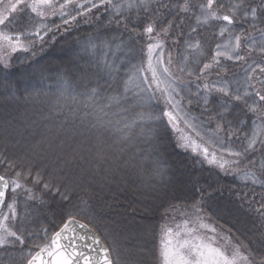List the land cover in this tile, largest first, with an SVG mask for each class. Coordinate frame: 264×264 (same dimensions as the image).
Masks as SVG:
<instances>
[{"label":"snow or ice","instance_id":"obj_1","mask_svg":"<svg viewBox=\"0 0 264 264\" xmlns=\"http://www.w3.org/2000/svg\"><path fill=\"white\" fill-rule=\"evenodd\" d=\"M0 3H3V0H0ZM21 5L23 7H20ZM96 8L109 13V25L115 23L117 27L123 26L130 33L128 40L125 41L117 36L111 39L99 35L90 37L83 46V53L89 57V63H95L98 69L96 75L104 79V84L99 80L95 84L90 80L81 82L79 87L83 90L78 95L68 97L62 91L60 97L51 105L50 111L66 115L64 109L67 108L82 125L87 124L97 146L108 143L109 147L115 149V158H119L126 152L127 146H138L134 145L135 140L141 137L146 140L154 137L157 131L156 122L161 120L162 116L167 117L168 125L174 130L178 131L179 123L183 121L186 127H192L196 130V134L200 135L198 126L193 123L199 118L191 115L186 108L185 100L187 105H191L193 100L190 97L195 95L197 97L195 102L207 111L210 103L209 94L215 90L227 99L218 102L215 116H209V120L216 119L217 123L215 129L208 134V140L216 146L218 152H226L234 159L229 162L224 160L222 155L218 159L217 151L210 152L207 147L200 148L195 141L181 143L180 146L185 150L191 147L193 152L199 150V154L203 156L202 162H207L209 165L216 164L221 170L231 171L245 183L251 181L254 185L260 184L264 187V180L259 179L251 170L244 171L240 176L241 164L245 169L248 165L253 167L256 165L257 161L253 156L256 152L261 153L260 168L264 171V79L257 78L259 88L252 83L256 68L250 64L248 67L251 71L245 70L247 74L243 83L239 80L214 82L211 86L205 83L203 88L200 84H196V91L193 93L191 82L186 83L174 75L171 67L172 55L169 52L165 59L164 44L159 39L167 36L170 30L180 28L184 23L185 15L189 18L194 17L197 26H211L212 22H223L216 25L219 28L218 35L223 37L227 33L228 41L216 45L211 61L203 63L202 68L193 70L188 67L191 63H201L195 58L189 60L191 54L189 50H201L202 54L200 41L197 39L194 43L190 42L191 33H189L190 39L185 41V51L188 54H182L178 70L181 73L187 72L188 76L198 71L199 75L196 79L199 80L206 70L213 65L221 64V57L230 61L245 60L243 55H239L242 37L251 40L248 44L250 51L258 43L259 51L264 53V27L259 26L264 24V0L258 2L238 0L237 3L228 4L223 3V0H15L7 5L4 12H0V26L9 29L0 30V63L8 67L9 58L3 55L8 49L12 53L30 52L35 55L36 40L32 37L43 42L41 29H45L44 35H47L53 28L60 27L55 23L49 26L42 23L43 21L51 17H59L63 24L68 25L76 21L78 16ZM224 8H227L228 12H223ZM25 9H30L39 19L32 24L30 31L12 32L15 18L9 19V15L5 12L11 14L18 10L23 12ZM142 13L149 15L142 19ZM249 20L250 27L259 30V40L255 37H245L246 29L237 34L231 27L239 21L249 23ZM197 31L198 27L191 28V32ZM145 37L149 41L146 45V60L133 63L122 75L117 63L109 59V53L115 50L124 53L125 57L132 56L135 54L134 45ZM140 51H144L143 47ZM257 67L261 73H264V66L257 65ZM60 81L61 86L67 91L70 86L69 80L61 76ZM233 83L235 87H232ZM32 98L35 99L36 96L33 95ZM62 99H70L71 103H61ZM233 101L243 104L240 112L244 117L249 113L252 116V127L245 131L243 140L240 139L239 132L244 131L248 121L237 115L234 117L236 120L234 125L233 120L228 118L235 112ZM161 104L162 111L156 112L155 106ZM122 113H130L131 118L125 117ZM220 133L225 135L221 136ZM233 137L240 141L235 149L229 146ZM184 139L185 137H181V140ZM107 158L103 149L94 153V159L98 161L102 162ZM135 159L136 157L132 156L126 163L135 167L131 163ZM150 163L149 179L166 182L169 177L167 161L158 157ZM0 164L5 165L6 170L17 168L16 163L4 155H0ZM226 165L229 167L226 168ZM143 171L144 169L141 168V174ZM29 184L32 187H29ZM41 184L45 193L59 196L60 200L65 202V206L72 205V209L67 212L66 218L61 220L60 225L57 226L58 230L49 232L47 228H42L40 232L33 233L25 227L29 215L27 208L18 219L16 197L23 193L26 200H40L43 203V197L38 196L33 190ZM73 192L74 189L69 185L58 184L55 179L44 180L40 172H36L33 176L31 168L25 170L21 167L12 177L0 175V249L21 247L23 250L26 233L30 237H40L42 233V237L29 241L38 251L33 252L31 248L28 249L26 264H136L122 259L123 252L128 250L123 249L119 241L114 238L109 239L108 234L104 233L106 245L101 241V236L97 235V230L77 218L84 211L80 205H87L88 200L80 196V204H74ZM8 193L12 195L6 200ZM201 201L202 198L191 204V208L195 210V219L179 205L172 204L166 209V212H179L186 218L175 222L173 217L174 227L167 223L161 226L160 264H256V261L250 259V254L246 255L241 251V247L247 248L246 245L235 246L231 253L217 245L216 229L203 223L199 216L202 212ZM261 215L264 217V212ZM259 264H264V257L260 259Z\"/></svg>","mask_w":264,"mask_h":264},{"label":"trees","instance_id":"obj_2","mask_svg":"<svg viewBox=\"0 0 264 264\" xmlns=\"http://www.w3.org/2000/svg\"><path fill=\"white\" fill-rule=\"evenodd\" d=\"M225 12H228L227 8ZM108 15L109 13L103 9L96 8L78 16L76 21L68 25L63 24L59 17L49 18L42 23L49 26L55 23L60 27L53 28L47 35H44L45 29H41L43 42L32 37L36 40L35 55L30 52H19L9 60L8 67L0 65V155L7 156L17 165L16 169L6 170L5 165L0 164V175L12 177L21 167L25 170L31 168L33 176L40 172L44 180L52 178L58 184L69 185L74 189L72 193L74 204H80V196L88 200L87 205H80L84 211L77 218L97 230L106 245L104 233L108 234L109 239L118 238L119 233L125 235L127 244L123 246L124 249L130 247L131 257L145 249L143 255L148 258V254L153 250L144 247L153 246L161 226L166 223L175 226V222L183 220L181 214L174 211L167 220L168 214L165 217L164 213L169 212H166V209H169L170 205L178 203L186 207L187 212L195 211L191 204L202 198L200 204L202 212L199 214L211 217V220L220 218L221 227L229 233L230 238L236 239L238 245H246L247 248L242 247V250L259 264L260 259L264 257V217L261 215L264 212V188L252 184L251 181L245 183L238 175L221 170L216 164L202 162L203 156L199 154V150L193 152L191 147L187 150L181 147V143L188 141H195L197 144L198 139L195 138L193 131L185 128L182 132L176 131L168 125L167 117L162 116L161 120L156 122L157 131L154 137L148 140L143 137L135 140L134 145L138 146H127L126 152L115 158V149L109 147L108 143L97 146L87 124L82 125L67 108L64 109L66 115L50 111L51 105L60 97L62 91L68 97L78 95L83 90L79 87L81 82L90 80L95 84L99 80L104 84V79L96 75L98 69L95 63H89V57L84 55L83 46L90 37L98 35L108 39L117 36L128 40L130 33L123 26L117 27L115 23L109 25ZM147 15L149 14L142 13L141 18ZM29 17H32L28 19L29 25L20 23L17 31H30L32 24L39 19L33 14ZM194 21V17L189 18L185 15L180 28L170 30L167 36L159 38L166 49L165 55L167 56L169 52L172 55L173 73L176 71L175 56L187 39L186 36L189 35ZM205 30L207 34L214 31L210 27ZM148 42L145 37L140 43L135 44V54L128 57L120 51L113 50L109 53V59L117 63L123 75L133 63L146 60ZM142 47L143 52L140 51ZM232 64H229V67ZM234 70L236 71V68ZM61 76L70 82L67 91L61 86ZM84 77L88 79L84 80ZM190 86L192 87V82ZM33 95L36 96L35 99L32 98ZM218 98L216 95L211 96L207 111L195 102L197 97H193L191 105L186 103L191 115L199 118L193 123L212 132L217 120H209V116H215L218 111ZM224 98L227 99L223 96L221 100ZM61 103L70 104L71 100L62 99ZM233 105L235 112L228 118L233 120L234 125L235 116L239 115L246 119L248 123L239 134L245 133L251 125L250 113L244 117L240 112L242 104L234 102ZM162 109V104L155 106L156 112H161ZM122 115L131 118L130 113ZM181 137L185 139L181 140ZM240 139L243 140L242 137ZM239 143L240 141L233 137L229 146L236 148ZM214 147L216 146L213 144L207 148L213 152ZM99 149H103L108 157L102 162L94 159V153ZM221 155L229 162L234 159L226 152L220 153ZM132 156L136 157L131 161L135 167L126 163ZM220 156L217 155L218 159ZM253 156L257 161L256 165L254 167L248 165L245 169L241 164L240 176L248 170L255 171L258 176L257 166H260L261 153L256 152ZM158 157L167 161L169 177L166 182L149 179L150 161ZM228 167L229 165H226V168ZM141 168L144 169L142 174ZM74 180L81 183L77 184ZM28 186L32 187L31 184ZM33 190L38 196L43 197V203L40 200H26L23 193L16 197L17 213L23 215L26 208L29 213L25 227L33 233L40 232L42 228H47L49 232L58 230L57 226L66 218L72 205L65 206V202L61 201L59 196L45 193L42 184ZM11 195L8 193L6 200L10 199ZM222 204L230 206L233 210L236 206L237 211L241 213L238 214L240 216L236 219L233 215L221 218L218 209ZM236 224L243 226L241 231L233 227ZM137 225H144V235L136 234L137 229H134V226ZM42 235L40 233V237ZM40 237H30L26 233L23 250L21 247L0 249V264H26L28 249L38 251L29 241ZM129 237L134 240L128 241ZM135 238L147 241L139 246ZM133 246L138 247L132 250ZM132 259L136 260L134 257Z\"/></svg>","mask_w":264,"mask_h":264},{"label":"rangeland","instance_id":"obj_3","mask_svg":"<svg viewBox=\"0 0 264 264\" xmlns=\"http://www.w3.org/2000/svg\"><path fill=\"white\" fill-rule=\"evenodd\" d=\"M12 2H15V0H3V3H0V12H4V9L7 7V5L9 3H12ZM229 2L237 3L238 0H223V3H225V4H228ZM254 2H258V0H254ZM20 7H23V5H21ZM222 11L225 12V8L222 9ZM5 14L6 15H9V19L15 18V23H14L12 29H11L12 32H15V31L18 30L17 29V26L20 25V23H22V24H24L26 26L29 25L28 24V21H29L28 19L30 18L29 16L31 14H33V13H31L30 9H25L23 12H21V11L18 10L16 13L8 14V13L5 12ZM196 14L197 15L199 14L198 13V10H196ZM229 14H231V13H229ZM33 15H35V14H33ZM218 23H223V22H212V25L211 26H204V25L197 26L196 25V21L193 22V25L192 26L193 27L194 26L195 27H198V31L197 32H191V31L189 32V33H191V40H190V42L194 43L195 40L198 39L200 41V43H201L202 54H201V50H196V51L189 50V52H191V54L189 55V60L192 61L195 58V59L201 61V63H198V64L197 63H191V64L188 65V67L192 68L193 70L202 68L203 67V63H208V62L211 61V58H212V56L215 53L216 45L218 43L219 44H223V43H226L228 41V34L227 33L223 37H221V36L218 35L219 28L216 26ZM259 26L260 27H264V24H260ZM209 27H210V29H213L214 31H210V34L209 33L207 34L206 33L207 31L205 29H209ZM231 27H233L235 29V31H236L237 34H239V32L241 30H245L246 29V31L244 33L245 37H255L257 40L260 39V32H259V30H255V29H252L250 27V20H249V23H245L244 21H239L238 23H235ZM26 28H28V27H26ZM0 30L8 31L9 29H6V28H3L2 26H0ZM186 38H185L186 40H189L190 39L189 38V35L186 36ZM185 41L180 46L179 51H178V53L175 56L176 62L174 64L175 65L174 68L176 69V71H174V75L177 76V77H179L181 80L185 81L186 83L187 82H192V87L191 88H192V92L193 93H195V91H196V89H195V85L196 84H200L201 85V88H203V85L205 83L209 84L210 86L214 82H217L218 83V82H223V81H236V80H239L241 83H243V81L245 79V76L247 74L245 70L248 69V72L251 71L249 69V67H248L250 64L252 65V67L256 68V72L253 74L252 83H255L256 86H257V88L260 87L259 83L257 82V78L264 79V73H261L260 72L259 67H257V65L264 66V53H261L259 51L260 45L258 43L250 51L249 50V47H248V44L251 43V40L250 39H245L244 37H242V39H241V45L242 46H241L239 55H243L245 57V60H241V61H230V60H226L223 57H221L220 58V60H221V64L220 65H213L210 69H208V70H206L204 72L203 76H201V78L199 80H197L196 79V76L199 75V72L198 71H196L194 75L188 76L187 75V72L181 73L178 70V65L181 62V56H182V54H185V55L188 54V52L185 51V49H186ZM164 51H166L165 48H164ZM17 53H19V52L12 53L11 50L8 49L5 52H3V55L6 58H9L8 59V62H9V60L12 58V56L15 55V54H17ZM208 56L210 58H208ZM165 59H167V56L166 55H165ZM232 63L233 64H236V65H233ZM229 64H232V66L229 67ZM0 65H3V63H0ZM234 68H236V71L234 70ZM232 87H235V84L234 83H233ZM213 95H216V97H219L218 98L219 101L223 97L219 92H216L215 90H213L209 94V100L211 99V96L213 97ZM193 97H196V96L195 95H191L190 98L193 99ZM224 100H225V98H224ZM185 101H186L185 102V104H186L187 103V100H185ZM234 102L235 101H233V103ZM241 104L242 103H240V105ZM242 107H243V104H242ZM249 116H251V113H250ZM251 118H252V116H251ZM251 127H252V125L249 126V128H251ZM184 128L193 131V133L195 135V138L198 139L197 144L199 146L202 145L201 148L208 147L210 145H213L208 140V134H210L211 131H208V130H206L203 127H198L199 128L200 135H197L196 134V130H194L192 127H186L185 124H184V122L183 121H180V123H179V130H180V132H182L183 130H185ZM244 134L245 133H240L239 135H240V137L244 138ZM214 148L215 149H212L211 148L212 151L217 150L216 147H214ZM217 155L220 156V153L218 152ZM226 159L227 158H225L224 160H226ZM261 159H262V157H260V161H261ZM257 168L259 170L258 176H257V173L255 171H252V172H254L255 175L259 179H261V180L264 179V171L261 170L260 166H257ZM74 182L77 183V184H80L81 183L80 181H77V180L76 181L74 180ZM255 185L261 186L260 184H255ZM176 205H179V204L177 203ZM179 206H180L181 209L188 210L186 207H183V205H181V204ZM215 210H216V207H215ZM218 210L220 211V212L219 211L218 212H219V216L221 218H223V217L227 218L229 215H233L235 217V219H236L237 216L238 217L240 216L238 214H241L240 212L237 211L236 206H235V208L233 210V208L231 209L230 206H227L225 204L220 205V207H219ZM221 210H222V212H221ZM171 213H173V211H169L166 214L164 213V216L165 217L168 214L167 215V220L170 218V214ZM187 213H188L189 216H192L193 219H195V211L189 210ZM17 214H18V219H19V217L22 216V214L21 213H17ZM179 214H177V215L179 216ZM199 216L201 217V220H202L203 223H205L207 225H210L211 227H214L216 229V234L215 235L217 236L216 243H217L218 246L226 248L229 253H231V251L233 250V248L235 246H239L238 243H236L237 240L236 239H231L229 233L227 231H225L221 227L222 224L220 223V220H219L220 218L219 219L218 218L215 219L213 217L214 220H211V217H207V216H204L202 214H199ZM180 217H182V219H185L186 218L184 215H180ZM143 226L144 225L134 226V229H137L135 231L137 235H144L143 232L145 231L144 230L145 228ZM233 227H235L236 230H240V231L243 228V226H241V225L239 226V224H236ZM251 228L252 227H250V229ZM155 234H156V231H155L154 235ZM204 234H206V235H213L212 233H204ZM117 236H118L119 239L118 238H115V237H114V239H116L117 241H119L122 245L127 244V242L125 240V238H126L125 235H123L122 233H119ZM160 236H161V231L158 230L157 236L155 238V242H153V246H145L144 247V248L152 249L153 250V252H151V253L148 254V258H145L146 255H143L144 252H145V249H143V252H141V253L139 252L138 255L131 257L129 255V253H130V250H129L130 247L127 248V250H129V251L123 252V249H124V246H123V249H122V252H123L122 259L136 262V264H160V255H159ZM135 239L137 241V244L139 243L138 244L139 246H140V244H142V243H144V242L147 241V240H140V238H135ZM132 240H134L132 237H129L128 238V241H132ZM134 246L131 247L132 250L134 248L137 249V247H138V246L137 247H134ZM242 249L243 248L241 247V251L244 254L248 255ZM133 257L136 258L135 261L132 259ZM256 264H258V263H256Z\"/></svg>","mask_w":264,"mask_h":264},{"label":"water","instance_id":"obj_4","mask_svg":"<svg viewBox=\"0 0 264 264\" xmlns=\"http://www.w3.org/2000/svg\"><path fill=\"white\" fill-rule=\"evenodd\" d=\"M91 228V227H90ZM98 235V234H97ZM102 241V240H101Z\"/></svg>","mask_w":264,"mask_h":264}]
</instances>
